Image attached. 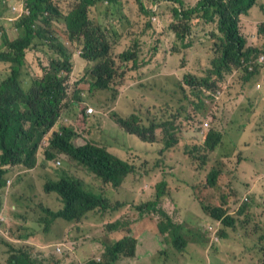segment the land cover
<instances>
[{"label":"trees","instance_id":"16d2710c","mask_svg":"<svg viewBox=\"0 0 264 264\" xmlns=\"http://www.w3.org/2000/svg\"><path fill=\"white\" fill-rule=\"evenodd\" d=\"M20 1L24 9L18 21L10 23L0 12V66L4 68L0 72V81L4 78L0 82V189L4 185L15 187L26 180L33 188V196L16 190L12 193L17 197L6 200L0 207L8 208L7 202L11 200L23 207L21 213L12 215L21 219L18 230H23L25 236L31 235L24 225L34 219L31 212L34 207L39 214L34 219L39 226L37 233L43 229L46 233L55 222L79 224L90 216L115 214L123 203L110 201L111 190L131 192L133 186L123 187V183L130 178L141 180L151 171L140 174L141 169H135L108 148L78 143L75 128L62 127L60 119L66 106L86 104L90 95L81 80L72 85L67 83L72 69L91 77L93 93L113 91L115 99L128 78L141 80L146 76L145 69L156 62L159 47L143 56L139 44V40L152 30L154 16L168 22L171 29L173 40L171 48L164 50L165 54L180 56L202 33L208 40H219L215 57L204 76L187 72L182 79L176 75L161 77L157 92L160 101L157 97V102L153 101V94L143 103L134 101V117L118 120L123 136H133L148 145H161L164 158L166 155L175 158L177 154L194 149L186 153V156L192 155L191 165L197 158L201 160L198 154L217 153V149L223 147L221 131L214 125L209 128L211 120L204 115L211 110V99L226 89L229 78L236 76L238 81L246 83L264 72V63H259L264 55V19L251 34L249 26L253 22H248L247 18L255 6L264 10L263 1L197 0L186 7V0H127L129 4L138 5L139 10L136 15L134 10L124 34L115 32L112 13V6L119 5L122 0H74L68 12L62 10L61 0ZM145 2L160 8L154 9ZM4 23L11 24L16 31L15 38L10 36ZM98 23L100 27L96 26ZM133 23L134 30L128 39L133 48L116 53L114 48L131 31ZM253 34L255 41L251 43ZM31 72L33 77H30ZM120 93L126 94L122 89ZM126 96L129 98L128 94ZM150 102L155 103L147 106ZM85 107L90 108L89 104ZM95 114L102 118L100 112L95 111ZM57 123L58 132L63 130V136L51 134L45 149L43 143ZM197 124L200 125L196 131ZM186 129L195 130L200 145L181 150L179 143ZM63 155L77 164L76 169L72 165L59 164ZM80 166L89 172L94 180L91 186L98 193L75 177L74 173L79 176ZM46 169H52L53 176H45ZM15 170L17 173L8 184V174ZM220 175L216 169L207 172L197 193L201 200L214 206L206 207L215 221L208 237L190 236L188 218L197 215L193 192L184 206L175 204L173 207L170 202L163 201L168 196L165 193L167 184L162 182L155 196L138 207L136 219L128 216L108 225L113 241L104 244L98 260L86 264H117L124 258H135L142 250L152 264H163L170 260L171 248L183 252L188 244L200 243L215 244L221 264H263L264 233L260 234L259 229L264 223L256 218L257 210L264 213V200L251 193L244 196L236 189L231 190L227 180L219 179ZM52 196L59 201L56 209L51 203ZM140 222L149 225V239L143 240V233L133 232V227ZM227 228L232 229L227 231ZM230 239H241L243 243L246 240V246L252 247L244 255L255 248L259 253L256 260L252 262L253 254L241 256L222 244ZM19 246L9 247L6 264H65L62 259L52 263V257L46 253L35 252L34 257L26 245Z\"/></svg>","mask_w":264,"mask_h":264},{"label":"rangeland","instance_id":"374dc122","mask_svg":"<svg viewBox=\"0 0 264 264\" xmlns=\"http://www.w3.org/2000/svg\"><path fill=\"white\" fill-rule=\"evenodd\" d=\"M196 1L186 0V7H189L192 2L196 3ZM17 2L18 0H6V3H3L0 0V12L4 13L6 20L14 16L12 7L18 5ZM73 2L74 0H61L60 6L64 12H68ZM145 3L148 6L153 5L150 2ZM153 7L154 9L160 8L159 5H153ZM91 9L94 10V8ZM134 10L136 15L139 6H135L133 3L129 4L127 0H122L119 5L112 6L116 25L115 32L125 33ZM249 13L247 18L249 19L248 22H253L249 26L252 34L256 32L257 24L263 22L264 10L259 6H255ZM93 16H97L96 11H94ZM154 17L157 18V21H153L152 30L147 36L139 40V44L142 51L141 55L143 56L150 54L151 50L157 46L160 51L154 59L156 62L145 69V77L141 80L130 77L126 85L120 88L129 95V98L126 94H121L120 89L115 99L112 98L113 91L93 93L90 88L91 77L77 69H72V73L68 75L67 83L72 85L74 82L81 80L82 86L86 91H89L90 95L86 104L66 106L60 119L63 126L77 130L78 143L87 142L104 146L110 152L134 165L135 169H141L138 173L145 174L151 169L150 174L143 175L141 180L130 178L123 183V187L133 186L131 192L125 189L124 192L118 190L114 193L111 190L109 196L112 199L110 201L112 203H124V206L117 213L109 214L105 217L90 216L79 224L55 222L51 225V228H48L49 231L46 233L43 232L45 229L37 233L39 226L34 219L39 214L35 207L31 211L34 219L24 225L28 234L31 235L25 236L23 230L19 231L22 221L19 217L12 214L21 213L23 207L16 200L8 201V208L0 207V215L5 216L9 221L0 229V261L4 260L3 255L6 249L1 241L2 239L15 245L34 247L36 254L46 253L51 256L52 263L54 260L62 259L65 264H77L79 261L84 262L98 257L100 250L105 249L104 244L113 241L108 225L118 220L121 221L128 216L136 219L139 216L138 207L144 205L147 203L146 201H150L155 196L157 186L162 182L167 184L165 193L168 196L163 201L170 202V206L173 207L175 204L184 206L190 200L193 192V202H197V215L188 218V226L192 233L190 236H197L200 239L208 237L210 235L209 230H211L210 226H214L215 221L206 210V207L213 208L214 206L205 199L201 200L197 193L201 185L204 184V175L211 169H216L220 172L219 179L227 180L226 183L231 190L236 189L244 196L251 193L257 198L264 200V72L251 77L246 83L238 81L236 76L234 79L229 78V84L226 89L211 99V110L208 113L205 112L204 115L211 120V122L208 121V127L216 126L223 135V147L217 149L218 154L210 153L206 156L203 153L198 154L197 156H200L201 160L197 158L195 163L191 165L189 161L192 159V155L186 156V153L194 152V149L177 154L175 158L169 155L164 158L161 153V145H148L133 136H123L118 120L122 118L127 120L134 117V101L143 103L147 101L150 94L155 96L153 101L157 102L156 97L160 101L157 92L160 90L158 79L161 77L176 75L179 79H182L187 72L197 77L204 76L211 66L212 59L215 57L216 44L219 43V40H208L205 34L202 33L203 36L199 35L194 38L192 47L184 51L180 56H173L171 53L165 54L164 50L171 48V41L173 40L171 29L168 26V22L156 16ZM10 23H4L3 26L6 27L10 36L15 38L16 31L12 30ZM96 26L100 27V24L98 23ZM133 30L134 23L131 31L124 37L125 39L123 38L121 43L114 48L116 53L133 48V44L128 40ZM254 41L253 34L251 43ZM3 70L4 68L0 66V72ZM30 77H33L32 72ZM3 80L4 78L1 79V81ZM258 84H261L260 89L256 88ZM92 95L94 98H92ZM261 98L262 100L259 101ZM155 102H150L147 106H151ZM162 103H165V101H162ZM88 104L94 109L93 116L87 115L88 108L85 106ZM95 111L100 112L102 118H97ZM199 125H196V131ZM58 129L60 128H58L57 124L55 130ZM50 135H47L43 143L45 149H47V141ZM196 145L199 146L200 141L195 130H183L179 148L182 150L186 146L193 147ZM62 159L61 164L64 167L72 165L75 168L77 166L66 155H63ZM159 165L160 167H158ZM45 171V176H49V178L53 176L52 169H46ZM78 171L79 176L74 173L75 177L82 180L87 188L93 189L98 193L99 191L91 186L94 180L89 175V172L82 166H80ZM16 173V170L9 173L7 181H12V176L16 175ZM230 175L232 176L230 177ZM16 190H20L25 196H33V188L26 180L23 183L16 184L15 187L4 185L0 189V206L6 200L12 199L14 196L17 197V194L14 195L12 193L16 192ZM208 190L209 188H207ZM23 202L25 204L28 203L26 199H23ZM51 203L54 209L60 206L56 196H52ZM24 210L27 211L26 208ZM257 215L256 221H260L261 224L264 223V213L257 210ZM231 229L227 228V231ZM132 230L133 232L143 233L145 235L141 237L143 240L149 239L151 236L149 225L141 222L135 225ZM259 231L260 234L264 233V226L263 228L260 227ZM32 235L35 236L32 237ZM57 244H63L65 247L61 256L54 253ZM222 244L237 251L241 256L252 247V245L246 246V240L243 243L241 239H230ZM40 249L41 251L37 252ZM255 250L254 248L253 251L244 256L250 257L253 254L251 260L254 262L259 255L258 250ZM220 260L221 255L216 251L215 244L206 245L200 243L197 245L188 244L183 252H178L171 248L170 260L163 264H221ZM117 264H152V262L144 255L142 250L135 258H124Z\"/></svg>","mask_w":264,"mask_h":264},{"label":"clouds","instance_id":"9594fccd","mask_svg":"<svg viewBox=\"0 0 264 264\" xmlns=\"http://www.w3.org/2000/svg\"><path fill=\"white\" fill-rule=\"evenodd\" d=\"M3 3H6V0H1ZM258 1H263L264 2V0H258ZM18 5H16V6H13L12 7V12H13V17H10V18H8L7 20L9 21V22H16V21H18L19 20V18H20V16H21V14H22V12H23V9H24V6H23V3L20 1V0H18ZM154 22H156L157 21V18H153L152 19ZM78 52L79 53H81V50H78ZM260 59V58H259ZM259 63H261V64H263L264 63V61L263 62H260L259 61ZM258 85H259V87H258ZM257 86H256V88L257 89H260L261 88V84H258ZM220 94H221V92H219ZM90 108H92V107H90ZM89 109V108H88ZM88 109H87V111H88ZM87 115H92L93 116V114H88L87 113ZM58 124V123H57ZM57 126V125H56ZM55 126V127H56ZM55 127H53L51 130H49V134H53V135H58V136H63V130H61L60 132H58V130H55ZM64 127V126H63ZM48 134V135H49ZM50 137H51V135H50ZM59 164H61V162H59ZM11 183V181L10 180H8V184H10ZM120 204H122V202L120 203ZM124 206V203H123V205L121 206V208ZM120 208V209H121ZM119 209V210H120ZM118 210V211H119ZM117 211V212H118ZM116 212V213H117ZM6 220H7V218L5 217V216H3V215H0V229H2V226H5V223H6ZM214 220V219H213ZM5 234H8V233H5ZM2 241V243L5 245V251H4V260L3 261H0V264H6V259H7V251H8V249H9V247H20L19 245H15V244H13V243H10V242H8V241H5L4 239H2L1 240ZM25 247H27V248H29V250H30V252L32 253V255L35 257V249H34V247H31V246H29V245H26ZM64 245L63 244H57V246H56V248H55V250H54V253L55 254H57V255H62L63 254V252H64ZM98 260L99 258L98 257H94V258H92V259H88L87 261H84V262H81V261H79L77 264H86L87 262H89L90 260Z\"/></svg>","mask_w":264,"mask_h":264},{"label":"built area","instance_id":"2783aa9c","mask_svg":"<svg viewBox=\"0 0 264 264\" xmlns=\"http://www.w3.org/2000/svg\"><path fill=\"white\" fill-rule=\"evenodd\" d=\"M260 62H263L264 61V55L260 57L259 59ZM259 87V85H258ZM88 114H94V109L93 108H89L88 111H87ZM208 124H206L205 126H207Z\"/></svg>","mask_w":264,"mask_h":264},{"label":"crops","instance_id":"0c3cea01","mask_svg":"<svg viewBox=\"0 0 264 264\" xmlns=\"http://www.w3.org/2000/svg\"><path fill=\"white\" fill-rule=\"evenodd\" d=\"M260 100H262V98H261V99H259V101H260Z\"/></svg>","mask_w":264,"mask_h":264}]
</instances>
